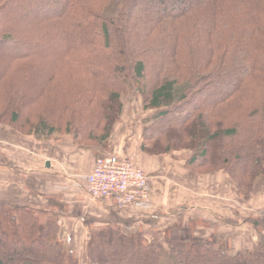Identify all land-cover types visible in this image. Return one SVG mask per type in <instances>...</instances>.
I'll list each match as a JSON object with an SVG mask.
<instances>
[{
  "label": "trees",
  "instance_id": "1",
  "mask_svg": "<svg viewBox=\"0 0 264 264\" xmlns=\"http://www.w3.org/2000/svg\"><path fill=\"white\" fill-rule=\"evenodd\" d=\"M130 88L156 111L144 154L188 150L194 174H223L242 198L264 189V0H0V125L104 149ZM250 222L264 230V213ZM59 233L54 215L0 202V264H80ZM169 246L105 225L87 264H264V241Z\"/></svg>",
  "mask_w": 264,
  "mask_h": 264
},
{
  "label": "crops",
  "instance_id": "2",
  "mask_svg": "<svg viewBox=\"0 0 264 264\" xmlns=\"http://www.w3.org/2000/svg\"><path fill=\"white\" fill-rule=\"evenodd\" d=\"M134 119L114 127L110 152L129 157L150 180L152 209L117 208L89 197L84 177L91 173L96 152L70 141H37L0 125V202L54 215L59 239L80 264H87L89 232L116 226L138 235L170 254L172 239L212 241L231 253L259 251L264 230L251 225L264 213V189L242 198L223 174L199 175L167 156L140 150ZM107 152V153H110Z\"/></svg>",
  "mask_w": 264,
  "mask_h": 264
},
{
  "label": "built area",
  "instance_id": "3",
  "mask_svg": "<svg viewBox=\"0 0 264 264\" xmlns=\"http://www.w3.org/2000/svg\"><path fill=\"white\" fill-rule=\"evenodd\" d=\"M149 186L148 176L131 158L111 153L97 156L91 173L84 177V190L89 197L140 212L152 209Z\"/></svg>",
  "mask_w": 264,
  "mask_h": 264
},
{
  "label": "rangeland",
  "instance_id": "4",
  "mask_svg": "<svg viewBox=\"0 0 264 264\" xmlns=\"http://www.w3.org/2000/svg\"><path fill=\"white\" fill-rule=\"evenodd\" d=\"M153 5L154 4H152V3H148V6H153ZM143 100H144V98L142 95L137 93L134 88H130L125 94H123L121 96L120 102H121L122 109L120 112V117H119L117 123L115 124V126H116V125L122 123L123 118L125 116L133 118L134 119L133 125H134L135 130H132L131 133L133 134L136 131L135 134H139L138 136L140 137V140H139L140 145L143 142V135H144L145 129H147L148 127H150L154 123V116L156 114V111H154V110H144L143 109V102H144ZM68 138L69 137H65L64 139L66 141H68L69 140ZM51 142H53V141H51ZM82 147L90 148V149L94 150L98 156L101 155L102 153L110 152V144L109 143H108L107 147H105L104 149L98 147L95 144H90V143H87V144L83 145ZM165 156L169 157L172 160H175V161L181 163L185 168H187L186 164H188L189 160L191 159L192 152L188 151V150L173 151V152H171ZM192 169L193 170L187 168V170L191 173H195V171L199 172V173L205 172L204 170H194V168H192ZM216 174H218V173H216Z\"/></svg>",
  "mask_w": 264,
  "mask_h": 264
}]
</instances>
